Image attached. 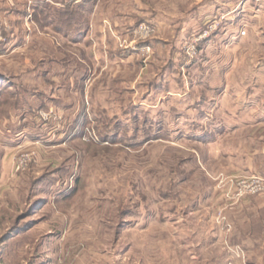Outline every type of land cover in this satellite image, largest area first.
Returning a JSON list of instances; mask_svg holds the SVG:
<instances>
[{"label": "rangeland", "instance_id": "1", "mask_svg": "<svg viewBox=\"0 0 264 264\" xmlns=\"http://www.w3.org/2000/svg\"><path fill=\"white\" fill-rule=\"evenodd\" d=\"M205 2L0 0V264H264V197L230 234L215 223V179L261 164L264 129L244 125L260 116L215 127L201 109L217 75H264V0ZM145 23L158 32L131 45L150 56L122 48Z\"/></svg>", "mask_w": 264, "mask_h": 264}, {"label": "crops", "instance_id": "2", "mask_svg": "<svg viewBox=\"0 0 264 264\" xmlns=\"http://www.w3.org/2000/svg\"><path fill=\"white\" fill-rule=\"evenodd\" d=\"M202 1L205 2L206 0H202ZM207 1L203 3V5H201V8L203 9L206 8L205 10H208V11L203 10L204 12L202 13V15L204 14L205 15H218L220 13L218 2L220 1L224 2L225 0H209L208 1L209 4H207ZM226 1H227V5L225 6H226V9H228V11L225 13L226 14L234 13L235 12L233 10L234 7L233 5H231V3H233L236 0H226ZM247 7L248 5L245 7V9L242 12L247 13L249 10V9H246ZM222 8H224L223 5H222ZM105 47L107 48V46ZM105 52H106L104 54L105 58H109L110 56V59L112 60L115 59L117 63H120L119 58H124V56L121 55V50H118V52H116L114 55L112 53L109 54L108 49H105ZM209 76L213 77V75H209ZM217 76H219V78L221 77L223 81H225V83H223L222 86L212 87L210 84H208V80L206 79L197 80V82L201 86L202 85L211 86L218 93L217 99H215L214 103H211L210 107H206L205 105L201 106V109L208 108L207 110H209L207 111L209 113H206V117L208 118L207 120L205 119L204 122L211 121L213 125L215 124L217 125L215 127H218L220 124H223L220 121V119H222L225 124L228 123L229 125H231V123L226 121L229 119L231 120V117L234 119V121H236V123L239 124V122L242 120H243V123L246 122V119H244L243 115H247L251 118H253L254 116H260L258 117L259 119L255 123L247 121L244 125L246 127L251 126L252 129H255V128H258V130L264 129V75H217ZM238 113L239 115H237ZM215 115H216V119H215ZM218 123L220 124L218 125ZM225 127H228V126L226 125ZM238 128H240L238 125H235V127H232L233 131L230 132L229 135H232V134L235 135L236 132L238 131ZM263 131L262 133L259 134L258 141L263 140L262 139L264 137ZM253 156H255L257 158L256 161H260L262 166L264 167V146L259 148L254 153ZM261 164L257 165L256 162H252V164L250 163L248 168H245L244 170L248 174L263 173L264 168L262 167V169H259V167H261Z\"/></svg>", "mask_w": 264, "mask_h": 264}, {"label": "built area", "instance_id": "3", "mask_svg": "<svg viewBox=\"0 0 264 264\" xmlns=\"http://www.w3.org/2000/svg\"><path fill=\"white\" fill-rule=\"evenodd\" d=\"M72 1L74 4L79 5L84 0ZM219 26L220 22L215 20L209 23L200 34L192 37L189 42L185 43L184 50L186 55L190 59L195 58L199 53L200 45L210 40L212 35L218 31ZM130 32L132 35V39H130V41L132 43H128L127 40H122L121 47L123 48L125 46V48H128L126 45H129L131 46L130 50L150 56L152 50L149 45L141 47L137 44L134 46L131 44L136 43L138 40L148 42L158 32V26L152 23H145ZM244 34L245 32L243 35ZM215 180L218 183L217 188L221 191L223 198V205L215 218V223L222 227L228 235L233 230V225L229 221V214L231 211H233L236 207L243 205V203L251 197H264V175L220 174V176H218ZM228 249L235 256L244 258V250L240 246H229ZM229 264L233 263L230 262Z\"/></svg>", "mask_w": 264, "mask_h": 264}, {"label": "trees", "instance_id": "4", "mask_svg": "<svg viewBox=\"0 0 264 264\" xmlns=\"http://www.w3.org/2000/svg\"><path fill=\"white\" fill-rule=\"evenodd\" d=\"M89 0H84L82 3H80L79 5H76V7L78 8V9H82V8H84V6H85V4L88 2ZM69 6H71V5H69ZM72 6H73V4H72ZM86 30H82V31H80L79 32V35L81 36L84 32H85ZM143 45V44H142Z\"/></svg>", "mask_w": 264, "mask_h": 264}]
</instances>
